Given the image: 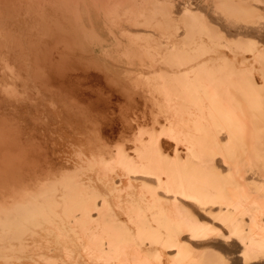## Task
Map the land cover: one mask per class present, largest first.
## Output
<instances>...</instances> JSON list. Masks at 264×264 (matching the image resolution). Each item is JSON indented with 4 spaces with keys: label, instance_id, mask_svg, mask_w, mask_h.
<instances>
[{
    "label": "bare ground",
    "instance_id": "1",
    "mask_svg": "<svg viewBox=\"0 0 264 264\" xmlns=\"http://www.w3.org/2000/svg\"><path fill=\"white\" fill-rule=\"evenodd\" d=\"M70 1L116 43L103 64L123 63L154 103L127 143L109 144L60 92L38 101L20 46L39 28L22 38L25 14L0 4L1 118L34 132L35 104H48L41 142L68 154L0 192V264H264V0Z\"/></svg>",
    "mask_w": 264,
    "mask_h": 264
},
{
    "label": "rangeland",
    "instance_id": "2",
    "mask_svg": "<svg viewBox=\"0 0 264 264\" xmlns=\"http://www.w3.org/2000/svg\"><path fill=\"white\" fill-rule=\"evenodd\" d=\"M27 1L37 2L39 0H0V4L9 9L7 10L9 11L8 15L11 12L12 16L10 14V17L12 18L14 14H17V10L18 14L14 15L15 18L21 17L22 13L25 14L23 17L19 18L21 19V23H23L22 25H20L21 23L19 24V29L22 30L24 24L28 25L29 22L31 23L33 21L35 22L34 24L37 25H25L27 30H31L30 26H33V31L39 28L37 31L33 32L36 33L39 31L38 35H36V33L33 36L26 35V28L22 31L19 30L21 31L19 33L23 34L22 38L26 36V38H28H24L22 42L26 40V43L29 42L27 44L22 43L24 46H20L23 48L28 46L26 50H22V52L25 51L23 53L27 54V56L24 54V58L26 57L27 59L29 56L30 60H27L33 63V66L38 72L35 84L38 87L37 89L43 93L40 94L41 98L39 97L38 101L43 99L42 102L46 103L47 100H49L47 97L49 98L48 95H50V93L55 97L60 92L59 95L61 94L62 98V95H64V98L61 100L67 102L66 104H69L74 111H76V107L80 108L78 109L79 115L81 113L90 115V121L84 120L87 121L85 123H90L87 125L89 128L94 127V124L96 127L102 128L106 143L114 144L117 141L120 143H122L121 141L127 143L128 138L131 137L127 136L131 132L129 126L145 118V120H148L149 110H151L153 105L152 102L154 103V101H152L151 98L147 99L140 97L137 92L130 88L131 85L127 82L128 77L124 74L125 68L122 66L123 63L122 65L118 64L122 67L115 65L111 70L108 65H104L106 64V58L103 56L104 54L102 52L104 50L108 52L113 44L116 43L109 45L107 42L101 40L100 33L102 28L97 21H95L96 19L94 18L96 17L93 18L92 16L91 20L89 19L90 21L87 20L92 14L86 13V6V8H81L80 11L75 14V10L73 11L74 4H72L70 0L69 2L68 0H59L57 5L55 4V0H45L46 5L41 6L40 10L38 7L40 5L38 3L35 4V7L33 6V9L35 8L33 10V14L35 15H33L32 12L30 13L25 9L28 5L26 6L24 2L27 3ZM27 12L29 15L32 14L31 16H34L36 19L34 20L29 16L28 18L30 20H28V18L25 17ZM79 13L80 16H78ZM76 15L78 17H76ZM99 18V23L107 20L104 14ZM78 20H80L81 23H79L80 21ZM86 20L88 22H86ZM76 23L79 24L77 25ZM97 24L100 28H95ZM82 25L84 28H82ZM8 26L9 25H6L7 28H9ZM85 28L86 30L82 31V29ZM90 29L94 32L92 33ZM96 33L99 35V38L96 37L98 36ZM21 34L19 36H21ZM90 34H94L95 36H91ZM116 39L118 40V37H116ZM132 57V55H128L126 59H124V63L129 66ZM26 63L27 62L24 61L22 65H26ZM105 66L108 68L105 69ZM46 92L49 93L46 94ZM44 94L46 95L43 96ZM59 95L57 97L61 98ZM42 96L46 97L47 100ZM56 100H58V98ZM40 105L43 107L46 105L45 108L48 106V104L44 105L43 103H39V105H37V103L35 104L36 117L39 119L37 121H39V124L44 123L43 126L38 125L37 128L41 126V128L45 127L44 129L47 130V126L45 125L47 123L44 122L45 118H42L44 117L42 116L43 107L41 109ZM82 114L80 117L84 119L85 116ZM1 117L2 115L0 114V182H2L0 183V192H3V188L8 190L7 187L11 186L9 183L15 180L13 175L18 172L30 170L32 178L40 176L41 174L43 175L44 173L47 174L48 171L54 170L53 168L59 165L60 161H58V158L61 159L65 156L62 154L63 152L60 153L62 150L68 155L66 153V146L63 147L62 150L54 151L50 146L51 144L48 142V146L46 147V145L41 142L44 141V137L42 133H40L41 128L34 130V132H28L24 130L22 126L21 128L20 124L16 121H5ZM91 129L96 128H90V130ZM64 161H66V159ZM3 175L7 177L9 175L10 179ZM6 190L4 189V191Z\"/></svg>",
    "mask_w": 264,
    "mask_h": 264
}]
</instances>
